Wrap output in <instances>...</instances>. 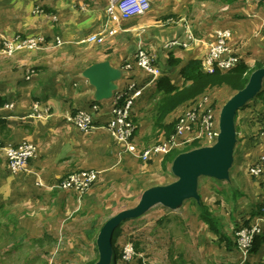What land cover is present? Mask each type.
I'll use <instances>...</instances> for the list:
<instances>
[{"label":"crops","instance_id":"crops-1","mask_svg":"<svg viewBox=\"0 0 264 264\" xmlns=\"http://www.w3.org/2000/svg\"><path fill=\"white\" fill-rule=\"evenodd\" d=\"M173 7L167 6L164 10L152 7L144 16L113 22L106 30L107 2L103 0H0V41L21 33L24 37L40 38L43 43L40 49H22L13 56L0 54V212L6 206L24 200L20 197L22 195L39 200L43 193L55 198V203L62 208L59 210H63L65 204L70 202L69 195L76 192L60 191L59 194H54L51 189L70 172L105 170L114 161L123 159L143 161L138 155L125 152L107 128L113 118L116 96L130 88L142 89L133 109V116L139 124L142 112L152 114L154 104L162 96L159 91L160 80L166 78L174 85H182L181 69L191 60H204L210 44L215 40L216 31L221 26L231 29L230 46L234 48L241 63L247 64L252 72L264 68V35L255 32V27L263 26L264 22L257 14L239 16L240 14H231L232 10L228 11L223 16V25L205 30L204 35L199 37L186 25L166 28L159 22L156 26L157 20L174 16L176 12ZM253 32L257 40L261 38V44L256 40L251 46L246 40L247 35L249 38L253 37ZM91 35L104 40L102 43L86 42ZM178 38L187 42L188 46L170 47L169 44ZM91 48L95 50L93 53H85L86 50L91 51ZM139 49L152 54L154 62L164 67L155 80L137 65L136 54ZM254 56L263 59L255 67L249 61ZM176 61L180 63L175 64ZM104 62L109 63L120 74L114 83L115 89L106 98L84 76L92 66ZM31 71L33 73L28 80ZM232 92L229 99L213 111L216 130L221 129L224 106L239 91ZM262 94L264 79L254 99L238 109L234 118L233 128L237 135L229 178L234 172L241 147L239 121L250 108H254L255 112L260 111L258 109L262 100L259 96ZM81 110L88 112L94 121V129L88 132L80 131L72 121L73 116ZM260 112L258 122L264 121V111ZM171 115L166 120L167 124L173 122L169 120ZM261 135L263 140L258 142L261 139L256 138L252 149L246 153L247 158L253 157L256 162L264 154V132ZM158 137H164L167 141L164 134ZM24 143L37 146L38 156L29 163L26 170L13 173L8 167L6 150ZM217 144L216 138L200 137L167 156H154L155 160L166 157V171L173 178L148 186L136 203L126 210L136 208L146 192L168 189L179 181L173 171L174 162L179 155L213 148ZM139 152L141 154L143 151ZM171 156L173 158L170 161ZM203 179L215 178L200 176L197 190L202 186ZM248 179L250 178L246 176L244 181L248 183ZM263 203L264 193L262 199L256 202L259 209L253 208L255 212L245 221L251 224L256 218L253 223L259 225L262 231L257 235V240L264 238ZM159 205L166 207L164 204H155L149 212ZM246 264H264V243L258 251L250 253Z\"/></svg>","mask_w":264,"mask_h":264},{"label":"rangeland","instance_id":"rangeland-1","mask_svg":"<svg viewBox=\"0 0 264 264\" xmlns=\"http://www.w3.org/2000/svg\"><path fill=\"white\" fill-rule=\"evenodd\" d=\"M150 2L151 8L155 10L174 6L177 13L172 18L157 20L156 26L159 22L166 28L186 25L199 37L204 35L205 30L223 25L225 22L223 16L225 17L231 10V14H240L239 16L257 14L264 22V0H237L234 3H227L226 0H150ZM113 22L116 21H112L108 15L105 22L106 30ZM222 29L231 32L226 26L218 28V30ZM255 30L257 34L260 32L263 36L264 24L255 27ZM252 34L253 37L246 36L251 46L261 39L257 40L254 32ZM16 36L22 34L18 33ZM16 36L7 40L15 39ZM22 39L28 37L22 36ZM3 40L4 38L0 41V45ZM173 41H181L188 45L181 38ZM90 50H86L85 53L91 54L95 51L93 48ZM261 58L254 56L249 61L255 67L258 61L263 60ZM153 65L163 72V66L160 67L156 62ZM232 93L228 86L211 89L195 101L179 108L169 120L177 122L178 128L193 110L213 113L229 99ZM260 104L262 105L258 110L264 111V101ZM260 111L255 112L254 108H250L239 121L241 147L232 177L224 183L216 179H203L202 186L197 190V198L187 200L174 209L159 205L145 217L122 225L121 235L116 243L119 259L115 262V258L112 257L110 264H246L248 262L252 247L247 248V238L256 228L262 232L261 227L253 223L256 218L250 225L245 224V221L251 218V213L255 212L253 208L259 209L256 202L262 199L264 193V172L257 176L249 174L252 176L250 177L248 169L258 161L246 156L256 142V138L260 137L261 140L258 142L263 140L261 134L264 132V121L258 122ZM152 117V114L144 112L140 116L139 129L136 130L132 140L138 152L166 142L164 137L163 139L158 137L163 132L157 129ZM113 143L115 144L114 140ZM155 158L150 157L147 161L123 159L114 161L105 170L89 169L98 173L97 181L84 194L69 195L70 202L65 204L63 210H59L62 208L58 207L55 198L48 193H43L39 200L20 196L24 200L6 206L0 212V264L99 263L102 259V251L97 241L104 225L136 203L142 191L148 186L173 178L166 171L168 166L166 157L160 160ZM80 171L85 170H76L69 174ZM20 172L22 171L13 173ZM246 176L250 178L248 183L244 181ZM61 181L52 186L51 193L59 194L58 192L63 191L57 187ZM237 191L242 195L236 197ZM202 204L218 218L224 233L231 240L236 241L237 245L234 244L229 248L226 242H222L219 236L210 231L200 217ZM235 232L238 233L237 238ZM240 232L246 233L243 240L239 236ZM131 248L132 254H129L127 251Z\"/></svg>","mask_w":264,"mask_h":264},{"label":"built area","instance_id":"built-area-1","mask_svg":"<svg viewBox=\"0 0 264 264\" xmlns=\"http://www.w3.org/2000/svg\"><path fill=\"white\" fill-rule=\"evenodd\" d=\"M107 2V13L112 21L130 20L142 17L151 9L150 0H104ZM231 32L227 29L217 30L215 40L210 44L209 52L203 60V68L207 73H214L217 70L227 72L239 65L240 59L234 53L230 46ZM103 38L91 36L86 42L102 43ZM181 42V41H180ZM179 41H172L170 47H187ZM43 45L40 38H28L23 40L22 36H16L15 39H4L0 45V54L13 56L22 49H40ZM137 65L150 74L153 80L160 76V70L155 68L154 60L144 49H139L136 54ZM32 71L27 79H31ZM142 89L130 88L129 90L119 93L116 96L113 118L108 123L107 128L123 146L124 151L130 154L138 155L144 161L154 156H167L176 149H183L187 144L192 143L196 138L207 137L216 138L215 119L212 112H200L193 110L189 116L183 120L176 128L175 134L163 144L151 147L139 154L132 140L134 137L135 126L131 121V115L137 99L141 96ZM73 123L82 132H88L94 129L92 116L86 111L77 112L73 118ZM197 134V136H193ZM8 165L12 172L26 170L27 165L38 156V148L32 143H25L7 150ZM264 172V154L250 169V174L260 175ZM98 179V173L92 170L74 172L64 178L57 186L63 191H73L78 194H84L89 190ZM258 228L254 229L247 238V248H251L259 232ZM239 236H246L245 232H240ZM132 248L127 252L132 254Z\"/></svg>","mask_w":264,"mask_h":264},{"label":"water","instance_id":"water-1","mask_svg":"<svg viewBox=\"0 0 264 264\" xmlns=\"http://www.w3.org/2000/svg\"><path fill=\"white\" fill-rule=\"evenodd\" d=\"M84 76L102 97H109L115 89L114 83L120 74L109 63L92 66ZM264 79V68L250 74L248 84L237 92L224 106L221 114V129L216 130L218 144L213 148L199 150L191 154H181L174 162V172L179 181L168 189H156L146 192L139 205L111 218L103 227L97 244L102 251V259L97 264H110L113 257V239L116 230L125 222L144 216L155 204H164L168 208H177L185 200L197 198V182L200 176H211L217 181H226L232 165L233 148L236 135L233 128L238 109L254 99Z\"/></svg>","mask_w":264,"mask_h":264},{"label":"trees","instance_id":"trees-1","mask_svg":"<svg viewBox=\"0 0 264 264\" xmlns=\"http://www.w3.org/2000/svg\"><path fill=\"white\" fill-rule=\"evenodd\" d=\"M235 1L237 0H226L227 3H234ZM179 63V61L175 62V64ZM251 73V68L247 64L240 62L239 65L232 70L227 72L217 70L210 74L204 70L202 60H191L181 69L182 85H174L166 78H162L159 82V91L162 93V96L151 110L153 115L152 118L156 123L157 129H160L166 139L169 140L176 132L177 122L173 121L167 124L166 120L174 111L183 105L195 101L213 88L228 86L232 91H242L248 84ZM259 98L264 101V94L260 95ZM131 121L135 126V136L136 130L139 129V124L133 114L131 115ZM170 158L171 161L173 157L171 156ZM240 195H242V193L237 191L236 197ZM200 207V217L203 222L208 225L210 231L219 236L222 242H226L229 248L234 244L237 245L236 241L231 240L228 235L224 233L218 218H216L205 205L202 204ZM245 224L250 225L249 221L245 222ZM121 227L122 225L116 230L113 239L112 248L115 262L119 259V251L116 243L121 235ZM237 234L235 232L236 238ZM255 240L251 252L258 251L262 243H264V238L258 240L256 238ZM136 248L138 249V245H136Z\"/></svg>","mask_w":264,"mask_h":264}]
</instances>
